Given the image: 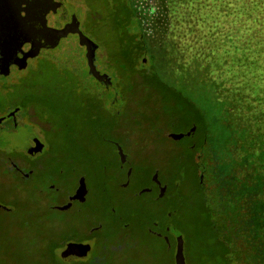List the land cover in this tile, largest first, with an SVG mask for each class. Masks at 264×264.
I'll return each instance as SVG.
<instances>
[{
	"label": "rangeland",
	"instance_id": "1",
	"mask_svg": "<svg viewBox=\"0 0 264 264\" xmlns=\"http://www.w3.org/2000/svg\"><path fill=\"white\" fill-rule=\"evenodd\" d=\"M90 7H94L93 12L98 18L94 21L84 19L82 31L102 54L100 69L112 78L113 88L102 91L108 98L106 105L111 107H106L108 110L104 112L98 104L94 115L100 123H104L96 133L86 130L82 123L85 111L81 98L85 96L86 89L91 88L94 93L99 91L97 83L82 74V66L77 59L72 60L78 64L76 71L62 69L63 55L53 62L48 57L37 60V67L31 72L33 75L27 78L29 88L35 93L57 95L58 98L52 96L50 99L56 102L58 111L63 112L60 116L62 121L60 126L54 125L53 121L52 126L47 127L49 131L46 135L45 129H42L46 126L32 130L30 122L22 132L26 136L33 132L34 137L41 138L47 144L48 153L52 149L61 151L56 160L45 161L47 168L41 173L27 175L24 172L26 169L21 168L17 174L9 176L2 173L5 167L0 165V264H68L61 254L65 248L85 243L91 237L86 242L91 245V250L81 264H174L176 232L184 239L186 264H219L216 258L209 255L214 250H208L206 246L207 234L204 228L202 234L201 224L200 227L197 224L202 221L195 220V217L202 219L198 208L194 209L195 202H191L190 208L186 207L181 214H175L173 218L170 215L168 219L159 210L174 208L175 202H171V197L148 209L153 201L145 189L150 186L152 173L161 184H170L164 168L173 161L178 150L193 143L194 132L183 121L185 119L178 106L166 116L160 114L171 102L169 97L158 100L156 92L162 89L156 90L154 84L138 88L136 79L131 80L133 59L130 52L134 38L140 34L149 54L138 61V66L153 65L163 83L183 91L196 107L208 115V97H196L193 85L198 82V73L190 55L193 56L200 48L208 50V43L200 45L201 40L194 41L198 36H205L208 28L196 34L181 30L176 23L169 31L167 0H96ZM69 57L75 58L73 55ZM145 74L148 81H154L149 78L152 75L150 71ZM63 79L78 82L64 86ZM142 84L138 81V86ZM5 87L9 85L0 83V117L14 108L9 94L4 91ZM75 89H79L78 96L69 92ZM114 100L115 105H112ZM181 109L192 114L185 106L181 105ZM41 110L44 108L37 107L34 113ZM12 120L0 123V130L9 131L7 129L14 123ZM68 122L80 134L79 141L74 145L64 143L62 132L54 131L65 130L63 125ZM20 125L23 126L21 121ZM7 134H1L7 146L5 151L14 150L23 154L24 151L19 149L21 147L14 144ZM113 143H118L127 155L133 172L130 175L119 173L121 181L118 182L125 183L126 188L117 189V181L116 186H109L110 205L98 182L88 174L87 163L77 154L81 151L92 156V164L104 163L110 170V165H118ZM72 150L76 154L75 160L66 165L65 156H71ZM184 180L179 192L182 196L191 197L193 182L190 172L184 175ZM133 210H150L160 216V229L156 231L145 225L139 230L131 226L126 216ZM122 226H128V234ZM53 246L59 248L54 252L55 259L50 252Z\"/></svg>",
	"mask_w": 264,
	"mask_h": 264
},
{
	"label": "trees",
	"instance_id": "2",
	"mask_svg": "<svg viewBox=\"0 0 264 264\" xmlns=\"http://www.w3.org/2000/svg\"><path fill=\"white\" fill-rule=\"evenodd\" d=\"M167 3L169 31L174 29L176 23L181 30L196 34L208 28L205 36L194 39L201 40L200 45L208 43V50L200 48L193 56L190 55L198 73V82L193 85L196 97H208L209 111L207 115L183 91L163 83L153 65L144 67L141 64L139 67L138 61L149 54V49L140 34L133 37L131 80L136 79L138 88L154 84L156 90L162 89L156 92L158 100L169 97L171 102L166 104V109L160 114L166 116L178 106L185 119L183 121L194 132L193 143L178 150L173 161L164 168L170 184H161L152 173L150 186L145 189L153 201L148 209H153L161 200L166 201L169 196L171 202H175L174 208L159 210L168 219L169 214L173 218L186 207L190 208L191 202H195L194 209L198 208L202 216V219L195 217V220L202 221L197 224L199 227L201 224V233L204 228L207 234L206 246L208 250H214L209 255L216 258L219 264H264V0H167ZM148 71L152 74L149 78L153 82L146 78L145 73ZM27 78L21 88L13 85L5 87L4 91L9 94L14 108L27 110L29 120L46 126L42 129L52 126L53 121L54 125H59L63 112L58 111L56 102L50 99L58 96L32 92ZM138 81L143 84L138 86ZM103 93L99 96L90 95L91 98L83 103V127L95 133L104 123H100L94 115L96 106L100 104L104 112L108 110L106 107H111L106 105L108 98ZM89 101L94 105L91 106ZM115 102L111 101V104L115 105ZM181 105L190 109L192 114L180 110ZM37 107L44 108L46 112L34 113ZM71 127L72 124L68 122L63 125L65 130L54 131L62 132L64 143L74 145V142L79 141L80 134ZM102 127L104 129L105 125ZM48 131L44 130L45 135ZM3 132L9 131L0 130V165L5 167L2 173L9 176H14L21 168L26 169L24 172L27 175L41 173L47 168L45 161L56 160L61 151L52 149L48 153L47 150L37 158H28L14 150L5 151L7 146L1 138ZM73 152L71 156L65 153L66 165L75 160L76 154ZM77 156L87 163L88 174L98 182L103 196L111 205L108 191L109 186L115 185L120 178L118 168L110 166L108 170L104 163L92 164L94 158L81 151ZM128 167L131 169L128 172L130 175L133 171L132 167ZM188 172L193 182L191 197L182 196L179 192L181 182L183 184L185 181L184 175ZM116 187L127 186L118 182ZM159 217L150 210H133L126 219L139 230L149 225L157 231L162 225ZM122 227L128 234V226ZM57 249L53 246L50 250L53 259ZM81 263L84 262L76 261L73 264Z\"/></svg>",
	"mask_w": 264,
	"mask_h": 264
},
{
	"label": "flooded vegetation",
	"instance_id": "3",
	"mask_svg": "<svg viewBox=\"0 0 264 264\" xmlns=\"http://www.w3.org/2000/svg\"><path fill=\"white\" fill-rule=\"evenodd\" d=\"M95 2L96 0H89L93 6ZM89 3L87 0H0V83L4 86L13 85L21 88L26 78L37 67L38 59L48 57L53 62L63 55L64 60L60 63L64 66L62 69L76 71L78 64H74L72 60L77 59L82 66V74L95 81L99 87V91L95 93L91 88L86 89L85 96L81 98L83 103L87 98H91L90 95L99 96L103 90H111L112 78L100 69L102 54L98 53L97 45L82 31L84 19L94 21L98 18L97 13L93 12L94 7H90ZM84 37L89 41L88 44ZM70 55L75 58H70ZM62 81L64 86L78 82L66 81V79ZM78 90H69V92L78 96ZM93 102L95 103V99ZM92 104L90 103L91 106L94 105ZM16 108H19V111L11 118L14 123L7 129L8 133L15 135L19 143H27L37 149L33 155H28L24 151L28 158H37L47 151V144L41 138L34 137L33 132L30 133L32 135L26 136L22 130L28 122L33 125L32 130L34 127L42 128V124L29 120L27 110ZM45 112L41 110V113ZM20 121L23 126L20 125ZM40 139L42 142L39 141ZM112 146L117 155L118 165L110 166L118 168L120 172H126L127 175L128 172L130 173V170H126L129 166L127 155L119 150L121 147L118 143H113ZM38 148L42 150L39 151Z\"/></svg>",
	"mask_w": 264,
	"mask_h": 264
},
{
	"label": "water",
	"instance_id": "4",
	"mask_svg": "<svg viewBox=\"0 0 264 264\" xmlns=\"http://www.w3.org/2000/svg\"><path fill=\"white\" fill-rule=\"evenodd\" d=\"M83 39L86 40V43L89 42L86 37ZM88 44V43H87ZM94 73V72H93ZM95 74V73H94ZM19 108H15L8 112L6 115L0 117V123L4 122L5 120L11 119L16 113H18ZM10 139L13 140L14 144H18L19 149L25 151L28 155H33L36 153L37 149H35L33 146L28 145L27 143H19V141L16 139L15 135H9ZM39 149V148H38ZM39 149V151H41ZM119 150H121L119 148ZM175 239H176V250L174 255V264H186L185 256H184V239L181 236L180 233H175ZM91 247L89 244H72L68 245L65 250L61 253L62 258L70 263L75 260H82L85 259L90 252Z\"/></svg>",
	"mask_w": 264,
	"mask_h": 264
}]
</instances>
